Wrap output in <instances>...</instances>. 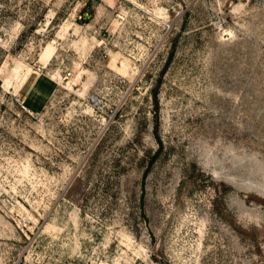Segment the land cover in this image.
Segmentation results:
<instances>
[{
    "label": "rangeland",
    "instance_id": "obj_1",
    "mask_svg": "<svg viewBox=\"0 0 264 264\" xmlns=\"http://www.w3.org/2000/svg\"><path fill=\"white\" fill-rule=\"evenodd\" d=\"M20 259L264 264V0H0Z\"/></svg>",
    "mask_w": 264,
    "mask_h": 264
},
{
    "label": "built area",
    "instance_id": "obj_2",
    "mask_svg": "<svg viewBox=\"0 0 264 264\" xmlns=\"http://www.w3.org/2000/svg\"><path fill=\"white\" fill-rule=\"evenodd\" d=\"M40 70H41V68H40ZM72 73H68V75H71ZM19 102H20V99H17ZM21 104H22V106H23V108H26V106L24 105V103L23 102H21ZM16 264H32L31 262H29L27 259H20V260H18L17 261V263Z\"/></svg>",
    "mask_w": 264,
    "mask_h": 264
},
{
    "label": "crops",
    "instance_id": "obj_3",
    "mask_svg": "<svg viewBox=\"0 0 264 264\" xmlns=\"http://www.w3.org/2000/svg\"><path fill=\"white\" fill-rule=\"evenodd\" d=\"M35 107H33V109H34ZM36 109V108H35ZM32 111V110H31Z\"/></svg>",
    "mask_w": 264,
    "mask_h": 264
}]
</instances>
